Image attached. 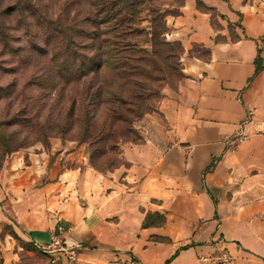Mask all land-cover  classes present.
I'll list each match as a JSON object with an SVG mask.
<instances>
[{
	"label": "crops",
	"instance_id": "1",
	"mask_svg": "<svg viewBox=\"0 0 264 264\" xmlns=\"http://www.w3.org/2000/svg\"><path fill=\"white\" fill-rule=\"evenodd\" d=\"M199 1L216 26L197 0L167 18L185 50L184 79L137 124L143 142L124 147L125 165L99 174L75 143L57 149L75 167L52 170L63 197L56 221L29 213L46 195L29 189L46 175L47 153L28 164L17 155L0 179L1 218L38 245L62 226L81 247L74 264H165L176 253L170 264H264V66L255 65L264 61V0ZM196 46L209 56L191 57ZM148 213L163 214L165 226L143 229ZM180 235L191 236L186 248Z\"/></svg>",
	"mask_w": 264,
	"mask_h": 264
},
{
	"label": "rangeland",
	"instance_id": "2",
	"mask_svg": "<svg viewBox=\"0 0 264 264\" xmlns=\"http://www.w3.org/2000/svg\"><path fill=\"white\" fill-rule=\"evenodd\" d=\"M183 3L185 0H167L161 9L175 11ZM96 15L87 0H0V179L10 160L17 155L24 157L25 163L28 164L30 154L47 153V164L44 168L46 175L40 178L38 185L29 189V192L36 193L46 189L45 198L41 195L40 203L29 208V213L35 216L47 218L51 215L56 221L57 216H60L54 208L58 197L61 198L62 195L59 194V188L50 187L58 181L53 171H60L58 161L62 164L61 170L75 167L71 165L72 160L67 161L65 157L61 160L57 150L61 146L75 143L88 159L89 167L99 174H106L107 170H113L112 166L119 164L118 159L122 158L124 147L133 144L117 140L116 150L111 151L109 144L104 149L105 155L101 156L99 150H96L98 153L94 155L93 160V148L90 142L84 143L82 137V110L88 106V91L92 94L98 83L102 85L103 80L91 75L89 78L81 77L79 82L72 71L60 72L64 67L62 61L74 60L73 50L69 45L74 46L75 43L79 44L75 49L79 51L78 55H89V61L98 62V58L94 57L98 56L100 42L89 39L90 35L98 32V27L99 32L103 33L102 25L94 21L95 18L99 19ZM146 16L147 13L144 12L143 17ZM170 17L172 16L167 18ZM54 20L59 22L60 27L47 25ZM216 21L218 20L215 18V26ZM150 26L148 20L141 25L145 29ZM66 29H69L70 35H66ZM53 30H57V33ZM62 31L64 34H61ZM99 36L105 39L101 34ZM53 40L63 47V51L57 50L58 54L54 52ZM144 40L139 41L140 49L151 50ZM64 45L69 47L65 57L60 55L61 51L64 52ZM106 52L107 48L101 50L100 55L104 59L107 57ZM137 66L145 71L139 67L138 71L134 67L130 71L136 72L137 75L142 73L145 77L151 75L157 78L162 74L159 68H164L165 64L143 63ZM108 76L111 80L112 73L109 72ZM166 82L172 87L166 85ZM180 82L174 76L165 82L154 83L151 80L155 89L161 91L163 96L165 90L176 91ZM159 103L153 100L151 105L158 110ZM108 107L110 106L98 107L103 116V123H110L105 114L109 110ZM75 109L76 112L73 113ZM141 138L139 132V137H133L132 140L135 139L136 143L140 144L143 142ZM1 212L4 211L0 210V214ZM18 229L19 226L12 219L6 221L0 217V264H65L66 261L44 253ZM173 238L182 243L183 248L191 243V236L180 235Z\"/></svg>",
	"mask_w": 264,
	"mask_h": 264
},
{
	"label": "trees",
	"instance_id": "3",
	"mask_svg": "<svg viewBox=\"0 0 264 264\" xmlns=\"http://www.w3.org/2000/svg\"><path fill=\"white\" fill-rule=\"evenodd\" d=\"M87 1L94 8L97 14L96 17L99 18H95L94 21L100 26L102 25L101 27L103 28V33L99 32L98 27V32L93 33L89 37L92 41L95 39L100 42L98 44L99 57H94L95 59L98 58V62L89 61V55H78L79 51L75 49L78 48L79 44L76 45L75 43L74 46L69 45L73 50L74 60L71 62L70 60L62 61L61 59L64 67L60 72L66 73L72 71V74L75 75L78 81L83 76L89 78L91 75H95V78H102L103 80L102 85L98 83L92 94L90 90L88 91V106L82 110V121L79 118L84 126L82 134L84 143L90 142L94 151L91 153V158L94 160V155L98 153L96 150H99L100 155L104 156V149L109 144H111L109 145L111 151L116 150V147H118L117 140L137 144L135 139L132 140L133 137H139L136 124L146 115L153 112L157 113L158 110L154 108V105H151V102L157 100L159 103L163 97L162 92L155 89L151 80L154 83L165 82L172 76L178 78L179 81L184 79L180 61L185 55V50L181 43L169 42L165 39V34L169 32L167 17L180 16V9L184 6V3L179 5L175 11H167L161 9L165 6L167 0ZM197 8L203 13L211 14L213 24H215L214 19L217 13L213 9L207 8L199 0H197ZM144 12L147 13L146 18L143 17ZM145 20H148L151 24L149 29L141 27L142 22ZM47 25L60 27L57 20L50 21ZM57 30L53 31L57 33ZM69 33V29H66V35ZM61 34H64V31ZM99 34L105 39H101ZM143 39H145V43L150 45L151 50L140 49L139 41ZM103 42L105 45H103ZM69 47L67 45L65 47L64 45V52H62L63 47L59 46V44L57 45L56 41L53 40L54 52L57 53V50H62L60 55L64 57L67 55ZM105 48H107V57L104 59L100 54L101 50ZM190 56L207 58L209 52L196 46L190 52ZM143 63L145 65L149 63H164L165 67L159 68L162 74L157 78L151 75L145 77L141 75L142 73L137 75L136 72L130 71L134 67V64H136L134 67L136 71H138V67L142 71H145L142 67L137 66ZM255 65L257 73L263 70L264 61L260 56L256 59ZM109 72L112 73L111 80L108 79ZM166 85L170 86V83L166 82ZM104 105L110 106L108 107V112L105 113L110 123H103L102 113H99V108ZM76 109L73 113L76 112ZM118 160V165L112 164L113 162L111 163L114 165L111 167L113 170H107V173L113 172L125 165L122 158ZM166 222V217L163 214L148 213L145 216L142 228H159L165 226ZM157 239L163 240L162 238ZM177 255L178 253L165 264H170Z\"/></svg>",
	"mask_w": 264,
	"mask_h": 264
},
{
	"label": "built area",
	"instance_id": "4",
	"mask_svg": "<svg viewBox=\"0 0 264 264\" xmlns=\"http://www.w3.org/2000/svg\"><path fill=\"white\" fill-rule=\"evenodd\" d=\"M178 34L168 33L165 35L167 40L173 39ZM66 230L59 226L57 231L54 232L47 245L35 244L44 253L53 255L57 259L65 258L68 262H76L78 256V250L81 248L80 245H70L66 241Z\"/></svg>",
	"mask_w": 264,
	"mask_h": 264
}]
</instances>
